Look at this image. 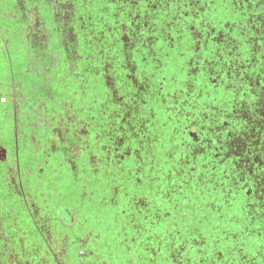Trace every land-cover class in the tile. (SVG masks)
I'll return each instance as SVG.
<instances>
[{
    "label": "flooded vegetation",
    "instance_id": "1",
    "mask_svg": "<svg viewBox=\"0 0 264 264\" xmlns=\"http://www.w3.org/2000/svg\"><path fill=\"white\" fill-rule=\"evenodd\" d=\"M0 40L34 81L0 88V264H264V0H0Z\"/></svg>",
    "mask_w": 264,
    "mask_h": 264
},
{
    "label": "rangeland",
    "instance_id": "2",
    "mask_svg": "<svg viewBox=\"0 0 264 264\" xmlns=\"http://www.w3.org/2000/svg\"><path fill=\"white\" fill-rule=\"evenodd\" d=\"M7 27H9V26H7ZM16 45H18V44L14 43V42L6 43L3 40H0V88H2V91L5 89L4 84L6 83V81H9L11 79V77L8 76V74H7V71L11 70V69L14 73L13 78L23 80L25 82V84L34 82L32 79H29V75L26 74L25 72L22 74H19V72H18L19 70H22L24 67L25 49L22 47L20 51H17L15 49ZM55 47H56V44L54 43L50 47V49H54ZM3 50H5V51H3ZM3 52H4V54L10 53L11 60H12L11 64H10V61L8 62L6 56L3 54ZM48 91H49L48 92L49 94L55 95L56 98H58V97L60 99H67L68 98V96H66L67 93L65 91H63L62 88H59L58 84L49 85ZM40 92L38 90L39 94H40ZM42 92H43V90H42ZM42 92H41V94H42ZM3 95H5V91H3ZM0 101H1V103H4V98L3 97L0 98ZM86 187H87L86 188V192H87V191H89V189H88L89 185L86 184ZM73 189H74V187H71V185L69 184L68 188H67V193L64 192V196L67 197L68 194H69V196H72L73 195ZM90 196H93V194H91V195H90V193L85 194V199H86L87 204L93 202V201H90ZM86 207H87V209L90 208L91 210H94V213H96V210H97V216L93 217L92 224L97 223L99 220H102V222H103L99 226V228H101V230H102V238H101V242H100V243H102L105 240V234H106L104 228L107 227L111 223L113 217L110 216L109 214L105 213L103 208L100 209L101 208L100 203H98V205L94 208L91 205H86ZM75 252H77L76 254H79L81 252L80 248L76 249Z\"/></svg>",
    "mask_w": 264,
    "mask_h": 264
},
{
    "label": "trees",
    "instance_id": "3",
    "mask_svg": "<svg viewBox=\"0 0 264 264\" xmlns=\"http://www.w3.org/2000/svg\"><path fill=\"white\" fill-rule=\"evenodd\" d=\"M186 223L190 224V220H187Z\"/></svg>",
    "mask_w": 264,
    "mask_h": 264
}]
</instances>
